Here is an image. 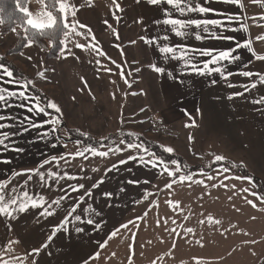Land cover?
Listing matches in <instances>:
<instances>
[{
    "label": "crops",
    "instance_id": "1",
    "mask_svg": "<svg viewBox=\"0 0 264 264\" xmlns=\"http://www.w3.org/2000/svg\"><path fill=\"white\" fill-rule=\"evenodd\" d=\"M71 2L75 3L80 9L78 19L92 29L96 38H98L100 47L104 51H108L109 54L116 57L118 49L115 45L119 44L111 30L104 25L105 19L121 33V36L127 38V41H121V45L124 46L126 52L133 54H130L132 58L128 56L130 59L129 63L123 60L118 62L123 63L126 72H133V75L127 77L133 86L131 89L128 88V85L120 79V76H117L116 65L111 64L110 61L102 63L105 67L112 68V72L106 73V75L98 72L99 66L95 62L76 60L77 62L62 63V66L57 65L59 73L56 74L58 76L56 74L53 76L51 67L42 72L38 67L35 68L33 63L31 65L28 60L18 61L15 60L16 55L8 56L18 68L30 75L27 74L34 81L35 86L45 94L46 101H54L60 106L63 114L62 120L66 125L65 128H62L64 131L67 132L68 129L72 128L89 133L97 139L117 133L118 130L141 133L148 139L173 147L175 152H179L190 165L197 167L193 169L194 171L204 168L205 172L211 175H216L213 170L219 165L214 162L212 164L209 162L201 164L203 162L201 160L203 152H213L216 148H220L230 155L233 158L231 160L235 162L236 159L249 162L253 170L257 172L252 171L253 173L251 174L262 182L264 181V152L255 154L248 138V133L255 132L251 128L258 124V120L254 117L264 113L262 109L258 108L259 105L253 103L254 100H259L261 96H264V85L257 81L255 89L245 93L243 96L228 99L233 92H242L243 88L240 85H247L255 77L245 78L233 75L229 77L228 81H224L219 74L204 76L181 75L177 62H169L167 64L168 69L173 71L175 79L167 75L157 74L151 71L148 65L156 63L164 66V62L158 53L155 52L153 46H146L142 41H139L141 44L140 47L138 46L140 48V63L136 66H142L143 71L135 74L133 68L129 67V65L134 62L132 60L134 58L133 51L136 50L137 45L132 46L129 41L134 40V38L139 40L138 38L142 35L163 34V26L158 28L154 26L153 21L162 17L161 9L166 7V5L151 6L147 4L146 0H140L139 3H137V0H117L123 9L122 13H125V17L123 18L122 15L121 18L122 20L124 19L125 23L119 20L117 24L112 17V11L106 12V8L101 7L103 0H71ZM242 3L244 7L240 8L234 4L224 3L222 0H212L210 4L205 6L215 9L216 13L219 14L210 12L205 16H200L193 13L189 14V18L224 19L229 14L240 13L245 17H258L264 14L260 3L253 4L251 0H242ZM104 4L108 6L107 1ZM140 19L143 20V23L136 22ZM246 22L250 25L249 33L254 41V49L257 54H264V42L254 40L257 35L264 33L263 21L259 22L261 26L254 25L252 19H247ZM99 26L101 29H99ZM230 27H237V25L233 23ZM192 31L195 32L196 29L193 28ZM217 31L219 32V29ZM249 33L225 31L220 34L234 36L237 41H241L247 38ZM80 41L82 43L86 42L83 39ZM170 42L174 44L187 43L194 48L226 49L234 47L233 41L223 39L198 41L194 38H189L184 41L178 37L171 36ZM6 46L8 47V45ZM7 47L2 48L0 46V50L3 52ZM76 50L79 52V49ZM145 52H147L146 56L144 55ZM236 54L241 57V60L230 65L225 62L227 70L233 73L239 70L264 73V62L253 59L247 49H238ZM204 59L207 58L201 57V60ZM249 60L252 61L251 64H248ZM52 61L59 63L57 58ZM65 65H68L70 69L82 68L83 72L70 77L68 72L64 70ZM245 65H247V68H245ZM38 72L44 73V75L37 76ZM83 73L87 75L94 73L95 76H84ZM81 77L84 79L82 80ZM212 80H216L217 83L213 84ZM84 81L87 82L86 86ZM111 81L116 83L113 84ZM228 83L235 84L236 87L229 88L227 86ZM7 87L12 88L13 86L7 85ZM114 92L115 98L112 95ZM132 92L137 93V95L133 96ZM245 99L252 101V105L256 107L255 111H251L246 107ZM141 108L145 109L144 113H141ZM0 113L7 114L3 109H0ZM11 113L16 116L29 115L23 108H13ZM150 116L156 119H150ZM47 118L41 114L36 117V120L42 121ZM121 121L125 123H121ZM192 121H195L194 126L185 127V125H190ZM49 127V125H45L44 128L33 129L13 137L16 147L22 148L24 151L0 152V159L11 161L10 164L0 163V178H6L12 170L18 171L24 168L37 167L42 159L49 156L75 151L77 147L75 141L77 139L74 138H64L56 141L54 137L49 136L45 140L38 139V133L47 130ZM163 127L164 130H162ZM12 130L15 129H5V131ZM161 131L165 133L161 134ZM58 135L63 137L60 133ZM189 136L192 137L191 140H189ZM65 142H67L66 147L64 146ZM215 142L216 144L213 145ZM53 143L56 144L54 148L52 147ZM129 154L132 153L120 154L119 158H126ZM238 155H241L242 159ZM115 162V158L103 159L97 157L94 159L90 158L89 161L77 158L72 163V166L67 169L71 174L79 175V169L81 167L86 168L88 171L83 174V179L68 181V183H84L88 188L91 187L92 183H96L101 177H104V183L93 191V196L88 198L85 205V207L92 205L97 211L103 210L101 212L103 227L101 230H94L92 226L80 225L85 228L82 233H76L74 230L57 233L53 240L48 242V247L43 249L38 257H35L38 264H83L95 252H100L101 256L97 260H89V264H129L128 257L132 254L129 245L132 244L133 239L128 231L125 230L120 236L109 241L105 249H100L99 244L106 240L108 233L113 228L118 227L119 224L125 223L129 219H134L136 216H142L148 210V202L142 204L134 202L137 199H141L145 188L149 191H155V186L158 184L163 189L166 178L159 176L156 170L151 167L145 168L133 161L128 162L126 165H121L118 171L114 170L106 173L105 169ZM48 167L55 169L54 164ZM93 167L98 168L99 171L93 173L91 171ZM226 175L240 176L241 174L227 173ZM88 177H92V179L88 180ZM196 178L200 179L201 177ZM23 179L25 178H17V180ZM131 179H139L141 182L149 180L151 183L148 185L143 183L139 185L127 184V181ZM222 179L223 177L221 176L216 181L206 182L219 185ZM244 181L230 179L226 181L229 185L228 189L220 186L205 188L202 185H193L190 188V192L194 196L203 195L210 198V201L214 197L218 198L222 194H226L224 200L226 208L229 207V197H237V200L233 201L234 204L232 205L237 208L234 212L245 213L247 211L248 214L254 213L255 216L253 218L257 219L261 211L258 210L256 212L250 209L251 205L246 203L245 197L253 199L257 205L264 206V204L257 202L250 194L241 191V189L246 188V186L242 187ZM232 185L236 186L235 189H232ZM184 186L180 187V185H177L171 197H169L167 191L156 193L150 200L158 201V207H153L148 211V214L154 210L160 216L161 213H173L172 209L165 204V200L171 198L181 202V195L176 192ZM122 187L126 188L124 193L120 192ZM29 188L34 192L39 191L34 185H29ZM188 188L185 186V190ZM106 191L114 193L111 199L104 196ZM42 194L57 198L60 193L59 189L53 184L51 191L45 190ZM82 194L83 191L75 193L73 196ZM145 218L140 223V227H144ZM55 222H57L55 217L41 218L39 212L33 209L28 213L20 214L17 220L12 221L13 230L9 231L6 227L7 221L0 218V245L6 243L8 239H20L21 243L14 246L17 255H22L26 249L30 251L33 247L39 248L47 241L48 235L51 234L52 223ZM168 227L170 228V226ZM131 230L137 233L139 228L132 227ZM262 234L261 231V239L254 240L257 242L258 247L255 250L251 247L248 253L239 255L242 259L246 258L247 256L245 255H249L250 252H256V255L253 256L254 264H264V235ZM162 235L163 240H166L163 227ZM126 240H129L128 243ZM170 240H180V238L172 235ZM125 249L128 250V253ZM112 253H115V255L113 256ZM132 262L133 260L131 264Z\"/></svg>",
    "mask_w": 264,
    "mask_h": 264
},
{
    "label": "snow or ice",
    "instance_id": "2",
    "mask_svg": "<svg viewBox=\"0 0 264 264\" xmlns=\"http://www.w3.org/2000/svg\"><path fill=\"white\" fill-rule=\"evenodd\" d=\"M40 10L33 13L27 6H22L21 0H16L17 10L23 14V18L20 22V29L12 28L11 31L16 33L19 37V42L16 47V51L19 52L21 57L25 56L23 51L20 49H30L38 45L39 41L43 37H49L47 48L52 50L50 54L58 52L57 59H67L68 57L76 56L73 49H80L81 51H88L90 55L105 57L111 64L116 65L120 69V79L128 85V88H132V83L128 80V76L133 75V72H126L123 68V63L117 64L115 60L107 56V53L100 47L99 42L93 33L92 29L82 23L78 19L79 8L71 0H39ZM140 0H137L139 3ZM147 4L151 6L166 5L161 9L162 17L153 21L154 26H163V34H157L153 36L142 35L138 39L142 41L146 46H153L155 52L158 53L159 57L163 60L164 66H160L156 63H150L148 68L160 75H167L171 78H176L173 71L169 70L167 64L169 62H177L178 69L181 75H213L219 74L220 78L224 81H228L229 77L233 75L243 76L245 78H253L252 82L247 85H240L243 88L242 92H233L229 95L228 99H233L237 96H243L245 93L250 92L252 89L257 87V81L261 85H264V73H254L249 70H239L236 73L227 70L226 64H235L241 60V57L236 54L238 49H247L251 54L252 58L256 61L264 62V54H257L253 47V38H251L249 29L250 25L246 22L247 19H252L253 24L261 26L260 21H264V14L254 17H245L244 15L229 14L224 19H207V18H189V14H199L205 16L207 13H216V10L205 5L210 4L212 0H146ZM224 3H230L243 8L244 5L242 0H222ZM251 3H260L264 6V0H251ZM112 17L114 20L119 21L121 17L117 15V12H122L120 4L117 0H112ZM2 11V9H0ZM219 14V13H216ZM137 23H143V20H137ZM0 23L3 20L0 19ZM235 23L237 27H230ZM104 25L111 30L116 40L120 39V34L116 28L112 26L107 19L104 20ZM196 31L193 32L192 29ZM219 29V32L217 31ZM225 31H242L249 33V36L241 41H237L234 36L221 35ZM171 34V35H170ZM171 36L180 38L181 40L187 41L189 38L201 41L205 39H223L234 42V47L226 49L216 48H194L187 43L174 44L170 42ZM83 39L85 43H81ZM255 41L264 42V33L257 35L254 38ZM129 44L135 46L137 40H130ZM120 49V53L123 56L124 49L120 44L115 45ZM41 51L45 49L40 48ZM201 57L207 59L201 60ZM28 61L32 60L29 55L26 57ZM226 62V64H225ZM251 60L248 64H251ZM95 63L99 66L98 71L111 73L112 68L105 67L100 59H96ZM140 62L134 61L133 64L129 65L132 67L135 74H139L143 71L142 66H136ZM247 68V65H245ZM54 71V69H53ZM37 76H43L44 73L38 72ZM83 80L84 78L81 77ZM85 86L87 82L84 81ZM115 84V81H111ZM213 84H216V80H212ZM12 85V88L7 87ZM229 88H235L236 85L228 83ZM30 89H35V83L31 79H26L21 75H18L11 65L4 62V57L0 56V109L5 110L7 114L0 113V152L3 151H14L23 152L24 149L16 147L13 137L21 135L22 133L29 132L33 129L44 128L45 125L50 127L38 133V139L45 140L47 137L52 136L56 141L64 138L70 139L68 132L63 134V137L58 135L61 127L63 126L62 110L60 106L54 101H44L43 96L40 94H34ZM142 91V90H141ZM133 96L137 93L132 92ZM115 98V92L112 94ZM94 98V97H93ZM75 99V97H73ZM43 102V103H42ZM253 103L259 105L264 104V96H261L259 100H254ZM13 108H23L29 115L16 116L11 113ZM52 110V111H49ZM141 113L145 112V109H140ZM55 113V114H53ZM43 114L48 117L42 121H37L36 117ZM121 123H125L121 121ZM143 123V121H141ZM195 121H192L190 125L185 127L194 126ZM5 129H15L12 131H5ZM79 131V130H77ZM80 135L87 139H92L88 136V133L83 132ZM116 137H101L100 140L96 141L95 144H84L83 141L77 140L75 151L67 152L62 155H53L48 158L42 159L41 163L34 168H24L20 170H12L6 178H0V218L7 221L6 227L9 231H12V221L18 219L20 214H25L33 209L39 212L41 218H52L55 217V223H52L51 234L48 235L47 241L42 244L39 248L33 247L31 250H25L22 255L15 253L14 246L21 243L20 239L12 238L8 239L6 243L0 245V264H38L35 257H38L41 251L48 247V242L52 241L53 238L59 232H65L74 230L76 233H82L85 228L80 225L92 226L94 230H101L103 227V221L101 212L97 211L92 205L87 204L88 198L93 196V191L100 187L104 183V177H101L96 183H92L91 187L88 188L84 183H68V181H79L84 178L83 174L88 170L81 167L79 169V175L71 174L67 169L72 166V163L77 159H83L89 161L90 158H103L112 159L115 158L116 162L111 163L110 167L105 169L106 173H110L114 170L119 169L121 165H126L128 162L133 161L142 167H151L156 170L159 176L166 178V182L163 185V189L157 184L155 191H149L147 188L144 189L141 199H137L134 203L142 204L148 202V210H146L142 216H136L134 219H129L125 223L119 224L118 227L113 228L108 233V237L102 243L99 244L100 249H105L113 238L120 236L125 230L128 231L132 239L134 240L137 233L132 232V227L137 229L140 223L148 215L153 207H158V201L150 200L151 197L161 191H167L169 197H171L177 185H186L191 188L193 185H202L203 187H209L211 181H216L219 177H223L219 185L217 183H211L212 188L218 186L225 189L229 188L226 181L230 179L246 180L252 188H243V193L250 194L255 198L256 201L264 204V192H257L254 190L255 185L253 179L250 176H231L226 175L230 172L228 167L224 166V157L216 155L214 157V163L218 164L216 168V175H211L205 172L204 168H200L198 171L187 168L181 164L178 159L165 160L163 157L158 156L156 152L152 151L148 146L147 142L142 138V134L134 131H123L118 130ZM192 137L189 136V140ZM65 147L67 142H65ZM52 147H56L53 143ZM163 152L168 154H174L175 149L171 146L159 145ZM132 153L126 156V158H119L120 154ZM0 163L10 164L11 161L8 159H0ZM55 165V169L48 167L49 165ZM63 165V167H62ZM236 167V165H233ZM93 173L99 171L98 168H91ZM130 171V170H129ZM19 177H24L23 180H17ZM196 177H201L197 179ZM92 177H88L91 180ZM16 181L15 183H13ZM63 182V183H62ZM145 184L148 185L151 182L144 180L141 182L139 179H131L127 181V184ZM55 184L56 188L59 189V195L57 198L48 197L42 193L52 190V186ZM29 185H34L39 191H33L29 188ZM235 189V185L231 186ZM82 195L73 196L75 193ZM126 188H121L120 192L124 193ZM114 193L111 191L104 192V196L108 199L113 197ZM235 195V192H234ZM232 197H229L231 200ZM246 199V203L251 205L253 208L257 207V204L253 199ZM165 204L173 211L180 208V201L168 198L165 200ZM63 209V211H61ZM87 213V215H85ZM189 217L185 216L184 219L188 220ZM206 221L209 224H220L218 219H215L212 215H208ZM172 224H176V220L171 221ZM205 220H201L200 224L203 225ZM156 224L158 227H163L164 231L170 234L179 236L181 233L176 231V228H168V218H164L163 221L157 220ZM181 231L186 235L194 233L192 227L179 226ZM247 235V233H245ZM203 247L201 241H196ZM255 243V241H252ZM176 245L173 243L172 248ZM130 252L132 253L129 257V264H131L134 258V245H129ZM171 253H169L170 255ZM114 256L115 253H112ZM101 256L100 252H95L88 260H85L83 264H89V260H97ZM196 264H200L198 257L193 258ZM152 264H156L152 261Z\"/></svg>",
    "mask_w": 264,
    "mask_h": 264
},
{
    "label": "rangeland",
    "instance_id": "3",
    "mask_svg": "<svg viewBox=\"0 0 264 264\" xmlns=\"http://www.w3.org/2000/svg\"><path fill=\"white\" fill-rule=\"evenodd\" d=\"M105 1H107L108 6L104 4ZM102 6L106 8V12L112 11V0H103V4H101V7ZM27 7L30 11L35 13L40 10L41 5L39 0H29L27 3ZM116 14L119 15L121 18L122 15L123 18L125 17L124 12H118ZM120 20L125 23L124 19ZM115 22L118 24V21L115 20ZM99 29H101V27ZM119 34L120 39L117 41L120 46L124 49L125 54L122 56L119 48H117L118 52L116 53V57H114L112 54H109L108 51L105 52L107 53V56L111 57L112 60H115L117 64L122 63L118 62L120 60L129 63V57L132 58L130 55L132 53L126 52L124 46L121 45V41H127V38L121 36V33ZM136 39L137 38H134V40ZM14 41V33L0 36V46L2 48L7 47L6 45H8V47L12 46ZM140 44L141 43H139V40H137V47L136 50L133 51L134 58L132 59L138 62L140 61ZM25 50L26 49H24V51ZM73 51L76 53V56H78L79 59H76L74 57H68L67 59L59 60V63H55L52 60H47L44 56L43 51L32 47L24 52V57H21L20 55L16 54L15 60H27L25 57L30 55L32 57V60L30 61L31 65L33 63L34 67H38L40 70H42V72L45 69L51 67L52 71L54 69L53 76L54 74L59 73L57 65L62 66V63H69L70 61L77 62L76 60L95 62L96 59H100L101 63L109 62L107 58L90 55L88 51H81L80 49L79 52H77L76 49H73ZM144 55L146 56L147 52H145ZM64 70L68 72L70 77H74L79 72L80 74L81 72H83L82 68L70 69L68 65H65ZM98 72H100L101 74L103 73V75H106V72H103L102 70ZM116 73L117 76H120V69H118L117 67ZM83 75H90V77L95 76L94 73L88 75L86 73H83ZM56 76H58V74H56ZM244 102L246 103V107L249 110H256V107L252 105L251 100L245 99ZM258 108L262 109L264 112L263 104H259ZM254 118L258 120V124L255 127L251 128V130H254L255 132L248 133V138L249 143L253 147V152L255 154H260L261 152H264V113L259 114ZM150 119L156 118L150 116ZM162 130H164V127L162 128ZM65 132L66 131H64L63 129H60L59 133L63 135ZM68 133L70 135V138H77L74 133L70 131ZM164 133L165 132L161 131V134ZM92 137L94 138V136ZM107 137H116L118 139L117 133H114L112 135L110 134ZM166 143L168 144V142ZM215 144L216 142L213 143V145ZM174 154H176L180 158H183V160L187 163L185 166L190 165L189 162L182 155L179 154V152L176 151L174 152ZM216 155H221L225 158L223 162L224 166L230 169L229 173L231 174H238V172L235 170L238 168V166L233 167V165H239L240 167H244L245 169L250 171V173H253L252 171L255 172L249 162H247L246 160L241 161L237 159L235 162L231 160L233 158H231L230 155H228L226 152H224V150L220 148H216L213 152H203V157L201 159L203 160V162H201V164H204L205 162H209L210 164H212ZM238 156L241 157L240 159H242L241 155ZM247 164H249L250 166ZM213 173L216 174V168L215 170H213ZM258 180L259 181L257 182L253 181V184L255 185L254 190L257 191L259 189V192H264V181L262 182L260 179ZM182 186L183 185H180V187ZM185 186L176 192L181 195V204L179 209H176L175 211L172 210L173 213H161V216L156 213V210H154L150 212L145 218L144 227L139 226L137 235L132 242V244L134 245V258L132 259V264H152V261H155L156 264H196V261L193 259L194 257H198L200 259V264H254L253 256L256 255V252H250L249 255L246 254L245 256L247 257L243 259L239 255L248 253L249 248L251 247L253 250L258 247L257 242L252 243V241L259 240L261 231L263 233L262 235H264V206L257 205V207L255 208H253L252 206L249 207L250 209H253L256 212L258 210L261 211V214H258V218L255 219L253 218L255 216L254 213L248 214L247 211L245 213L234 212L237 208L232 205L234 204L233 201L237 200V197H232L231 200H228L229 207L226 208V205L224 203L226 194H222L218 198L214 197L210 201V198H207L203 195L194 196L193 193L190 192V188L185 190ZM210 186L211 184L209 183V187ZM243 186H246V188L253 187V185H250L246 180L244 181V185H242V187ZM225 210H227V212H225ZM208 215H212L215 219H218L220 221V224H209L205 219ZM185 216L189 217L188 220L184 219ZM164 218H168V226H170V228L168 227L169 229L176 228V231L181 233L179 236L175 234H170L169 232L165 231L166 240H163L162 227H158L156 221L158 219L163 221ZM172 220H176V224H172ZM201 220H205V223L203 225L200 224ZM180 225H183L184 227H192L194 229V233L185 235L181 231V228L179 227ZM245 233H247V235H245ZM172 235L174 237L180 238V240H170ZM198 240L201 241L203 247H201L200 244L196 243V241ZM126 241L128 243L129 240ZM173 243H175L176 245L175 248H172ZM126 252L128 253V250H126ZM169 253L171 254L169 255Z\"/></svg>",
    "mask_w": 264,
    "mask_h": 264
},
{
    "label": "trees",
    "instance_id": "4",
    "mask_svg": "<svg viewBox=\"0 0 264 264\" xmlns=\"http://www.w3.org/2000/svg\"><path fill=\"white\" fill-rule=\"evenodd\" d=\"M29 0H21V4L22 6H27ZM0 9H2V11H0V19L3 20V23H0V36L3 35H7L10 33H13L11 31L12 28H17L18 31H22L20 29V22L21 19L23 18V14L20 13L17 8H16V0H0ZM15 35V41L13 43L12 46L8 47L5 51H1L0 50V56L4 57V62L8 65H11L15 72L18 75L23 76L26 79H30V77L24 72L22 71L20 68H18L9 58L8 56L10 55H16L19 54L18 51H16V47L17 44L19 42V37L16 35V33H14ZM48 39L49 37H43L40 39L38 45L34 46L33 48L35 49H39L41 47H43L45 50L44 52V56L47 60H54L57 58L58 52H56L55 54H50L52 50L47 48V44H48ZM20 51H24V49H20ZM29 91H33L34 94H40L43 96V100L46 101V96L44 93L41 92V90L35 86V89H30ZM43 103V102H42ZM55 114V113H53ZM66 125L63 122V126L62 128H65ZM72 132L75 134V136H77L76 139L83 141L84 144H95L96 141H98L97 139L93 138L90 134H88L89 137H91L92 139H87L84 136L80 135V133H83L81 131H77L76 129H68V132ZM142 138L147 142V146L154 152H156V154L158 156L163 157L165 160H169V159H178L182 165H186L187 163L183 160V158H180L179 156H177L176 154H168L162 151V149L159 147V143L156 141H153L151 139H148L146 137H144L142 135ZM237 169H235L239 174H241L242 176H250L252 177L253 181L257 182L259 181L258 178H256V176H254L253 174H251L247 169H245L244 167H240L239 165ZM187 168L189 169H195L197 168L194 165H189L187 166ZM259 192V189L257 190Z\"/></svg>",
    "mask_w": 264,
    "mask_h": 264
},
{
    "label": "built area",
    "instance_id": "5",
    "mask_svg": "<svg viewBox=\"0 0 264 264\" xmlns=\"http://www.w3.org/2000/svg\"><path fill=\"white\" fill-rule=\"evenodd\" d=\"M261 8H262V10H263V12H264V6L261 5ZM263 23H264V21H263Z\"/></svg>",
    "mask_w": 264,
    "mask_h": 264
}]
</instances>
